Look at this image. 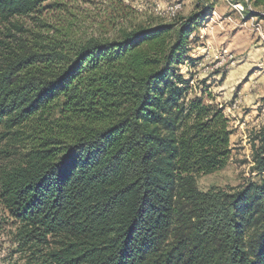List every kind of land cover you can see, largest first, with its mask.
Here are the masks:
<instances>
[{
    "label": "trees",
    "instance_id": "trees-1",
    "mask_svg": "<svg viewBox=\"0 0 264 264\" xmlns=\"http://www.w3.org/2000/svg\"><path fill=\"white\" fill-rule=\"evenodd\" d=\"M58 1L0 0V28L27 33L13 20ZM249 2L264 11V0ZM200 17L80 44L50 25L32 43L8 29L0 203L33 264H264V126L253 145L258 181L198 188L232 156L224 110L189 99L179 74L193 63Z\"/></svg>",
    "mask_w": 264,
    "mask_h": 264
},
{
    "label": "rangeland",
    "instance_id": "rangeland-1",
    "mask_svg": "<svg viewBox=\"0 0 264 264\" xmlns=\"http://www.w3.org/2000/svg\"><path fill=\"white\" fill-rule=\"evenodd\" d=\"M44 4L43 12L17 18L0 28V41L8 29L18 36L48 33L63 28L73 44L90 39H118L144 26L173 23L191 15L201 16L190 38L189 58L179 74L190 80L188 98H203L218 105L230 120L232 156L227 166L197 179L201 192L238 190L259 180L253 172V145L264 126V11L249 0H64ZM54 34L51 29L50 35ZM10 40V39H7ZM191 64V66H190ZM13 145L12 142H10ZM8 151L21 152L2 143ZM19 156L10 160L17 161ZM17 222L0 203V264H33V256L19 252L15 242ZM56 248L51 244L50 249ZM47 252L45 249L44 253Z\"/></svg>",
    "mask_w": 264,
    "mask_h": 264
}]
</instances>
